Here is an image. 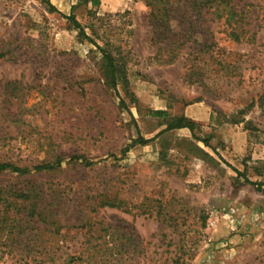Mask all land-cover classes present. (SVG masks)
Here are the masks:
<instances>
[{"label":"rangeland","instance_id":"rangeland-1","mask_svg":"<svg viewBox=\"0 0 264 264\" xmlns=\"http://www.w3.org/2000/svg\"><path fill=\"white\" fill-rule=\"evenodd\" d=\"M50 1L0 0V162L61 160L0 171V264H264V0Z\"/></svg>","mask_w":264,"mask_h":264},{"label":"trees","instance_id":"trees-1","mask_svg":"<svg viewBox=\"0 0 264 264\" xmlns=\"http://www.w3.org/2000/svg\"><path fill=\"white\" fill-rule=\"evenodd\" d=\"M182 1L183 0H155V2L154 1H147V4L153 6V11L151 13V15H153V18H156L155 17L156 11L159 12V14H160V12L162 13V11H164V16L167 17L168 19H171L175 16L174 14L178 11L179 4ZM195 1L196 0H194V4H196ZM198 1L202 2V3L205 2L207 4H213L216 2V4L221 5L224 3L225 0H198ZM45 2L50 6L51 9L57 10L55 5H53L50 0H45ZM93 2L95 4H97L98 0H93ZM158 4H161V6L157 7ZM154 8H155V10H154ZM172 12H173V15L171 14ZM68 17L73 19L76 26L79 27L83 33H85L82 25L76 20V17L74 14L68 15ZM232 34L236 40L240 39L239 33L233 32ZM100 49L103 52L104 59L107 62V67H108V71L110 72V76H111L114 84H116L117 71L119 68V65H117V63H116V58L113 56L112 52L109 51L108 49H106L104 47H100ZM155 113L159 116L168 114L167 111L162 110V109L157 110ZM195 123H196L195 120L183 115V116L179 117L178 119H175L171 122H168L167 126L164 129H162L160 131V133H162L166 130H172V129H177V128H189L193 132V135L196 137L195 130H194L195 129L194 128ZM196 138L203 141L206 145H209L207 139H200L198 137H196ZM151 140H152V138H148V139H142L141 141L146 143V142H149ZM60 163H61V160L57 159L54 162L41 163V164H37V165L33 166L32 168H27V167L18 166L16 164L10 163V162H0V171L10 170L12 172H16L19 174H25V173H28L31 169H33L35 171L54 169L56 166H59ZM86 163L87 164H93L94 161H87ZM233 168L235 171H237L238 174H241V171L239 169H237L235 167H233ZM247 181L251 182V183H255L253 181H250L249 179H247ZM255 184L257 186L261 185V183H255Z\"/></svg>","mask_w":264,"mask_h":264},{"label":"crops","instance_id":"crops-1","mask_svg":"<svg viewBox=\"0 0 264 264\" xmlns=\"http://www.w3.org/2000/svg\"><path fill=\"white\" fill-rule=\"evenodd\" d=\"M184 115L189 117V118H192L194 120H198V121H202V122L209 121V119H210L209 113H206L198 105L196 107L193 106V107L187 108ZM180 129H186V128H178V130H180ZM225 138H226L225 139L226 141L232 142V144L234 146L231 151H229V152L227 151L223 154L228 161L231 162L233 160L232 159L233 156H240V155L244 154L245 148H244L243 140L230 141L229 138H227V137H225ZM234 152H237V154H234Z\"/></svg>","mask_w":264,"mask_h":264}]
</instances>
